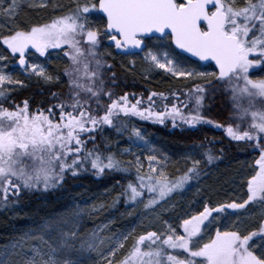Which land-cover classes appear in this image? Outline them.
Segmentation results:
<instances>
[{
  "label": "snow or ice",
  "instance_id": "snow-or-ice-1",
  "mask_svg": "<svg viewBox=\"0 0 264 264\" xmlns=\"http://www.w3.org/2000/svg\"><path fill=\"white\" fill-rule=\"evenodd\" d=\"M39 6H47V0ZM17 7L16 0H0V15L13 18ZM94 13L105 17L99 26L89 21ZM149 33H159L157 39L167 41L146 54L155 67L177 78L213 76L230 92L235 115L247 121V127L241 130V124L232 123L217 126L224 128L232 140L251 144L259 155L246 178L247 199L242 203L233 200L215 208L205 204L194 215L177 217L175 222L165 221L163 231H147L136 236L123 258L115 260L128 240V235L120 233L106 249L109 257L106 264H264V235H261L264 221L258 231L246 234L239 229L222 230L218 222L219 214L226 209H242L257 200L264 203V77L250 75V70L264 72V0H245L242 6L236 0H74L68 12L49 22L16 27L0 34L7 50L18 54V65L26 74L46 83L60 81L62 75L68 84L66 96L53 92L57 102L46 109L38 106L32 110L28 100L14 107L0 103V205L9 203V193L19 200L22 191L54 192L63 187L68 173L76 176L86 164L91 165L97 176L105 169L128 171L111 153L105 157L95 147L85 152L82 139L87 135L94 140L92 133L102 125L127 131L121 114L125 118L138 116L161 124L170 118L173 126L178 120L189 126L206 121L200 112L207 94L203 84L194 85L188 93L195 101V110L187 113L182 111L183 104L177 107L175 103L170 107L164 105L162 111L155 110L152 97L163 98L164 93H150L146 107L141 106L139 98L130 103L128 93L113 98L115 93L109 82L115 84V74L106 79L111 65L97 51L101 40L106 37L115 49L126 50L123 54L135 55L131 50L143 51L146 41L151 39ZM172 45L199 61H214L218 71L199 72L185 67L186 59H180L179 54L172 56L166 50L172 49ZM31 49L40 57H50L49 49L62 52L63 57L58 58L68 61L62 74L54 75L43 64L29 62L26 57ZM5 59L0 54V61ZM6 84L23 85V81L14 79L5 63L0 64V97L6 95L3 87ZM105 97L109 103H103ZM130 137L147 144L142 130L136 127L131 129ZM215 158L207 155L209 163ZM146 159L148 168L141 175L144 165L136 157L137 182L130 181L123 193L127 200L139 202L146 190L151 195L144 202L145 208L157 205L200 175L199 160H193L182 175L170 180L156 155H148ZM77 216L73 212L69 220L56 225V246L49 244L47 252L39 248H34L31 256L18 252L16 255L23 257L22 261L10 262L9 249L5 248L0 251V264H81L80 259L63 258L73 252L71 241L76 233L72 227ZM254 237L261 243L256 244ZM43 239L41 236L40 240ZM11 248L15 250L17 244ZM85 248L93 249L94 244L82 243L80 251Z\"/></svg>",
  "mask_w": 264,
  "mask_h": 264
},
{
  "label": "rangeland",
  "instance_id": "rangeland-1",
  "mask_svg": "<svg viewBox=\"0 0 264 264\" xmlns=\"http://www.w3.org/2000/svg\"><path fill=\"white\" fill-rule=\"evenodd\" d=\"M42 2L43 0H16L18 7L16 9L17 14L15 17L9 18L0 15V34H7L9 29L24 27L17 21L19 12L22 8L34 9L37 11L47 9L46 15L51 17L54 14H50L49 12H68L74 5V0H47V6L40 7L39 5ZM81 2H83V0H81ZM244 2L245 0H236V3L241 6ZM99 18V15L94 13L89 16V21L92 22L94 26H99L102 24H99ZM42 21L41 19H37L35 23H40ZM106 42L107 38L104 37L101 40L99 48ZM158 42L157 46L162 43H167L166 41L160 40ZM1 43L2 40H0V45L2 46ZM157 46H153V49L151 48L150 50L156 51ZM99 48L97 50H99ZM166 50L170 52L172 51V49ZM49 51L52 53L50 57L47 55L45 57L34 55L32 56L30 62L43 64L48 70L49 65L58 60V56L61 54L59 50L49 49ZM147 53L148 51L141 55L134 56V61L133 59L130 60V63L133 65L136 63V70L138 73L147 76L155 74V77H159V75L173 76L165 69L155 67L150 61H148L146 59ZM172 56H174V54H172ZM179 58L184 59L182 56ZM5 63L7 64V71L12 74L14 79H19L24 82L25 80L37 78L34 75L26 74L23 70L17 71L13 74V69L8 65L7 59H5V61H0V64ZM185 67L194 68L199 72H215L212 65L194 64L190 61L185 63ZM62 72L63 71L60 73L62 74ZM250 75H252L253 78L264 77V72H253L250 70ZM65 78L66 77H63L62 79ZM192 80L198 81V84H203L205 87L217 81L213 76ZM205 81H208L209 83H205ZM20 86L22 85L10 86L6 84L3 87L4 90H9ZM191 90H193V88L189 91L182 92V94L177 96L176 100L173 101V103L177 104V107H181V104H183L182 111H191V106L195 103L194 99L188 96V93ZM145 97L146 96L144 95L143 98L146 99ZM136 98L138 97H132L129 101L133 103ZM101 127L103 130H99L100 132L105 130V125H102ZM131 129L124 136V146L118 148L116 147L115 155L116 159L121 161V166L127 167L135 172L136 178L132 182H137V165L135 163L137 156H139L142 164L144 165V168L140 173L141 175L145 174L147 171L148 161L146 157L148 155H156L158 157V159L164 164V171L170 180L177 177V175H182L188 167L192 166V161L194 160L193 150H180L176 153L169 152L157 143L156 137H148L146 132L142 131L145 139L147 140V144H145L143 141L136 140L135 137H130ZM91 140L93 141L91 137H86V141ZM129 149L130 151H127ZM258 155L259 153L256 157H258ZM238 166H240L238 173L236 175L233 174L232 177L230 176V181H228L230 186L228 187L227 192H225V195L222 196V199L218 196V200L215 201L210 200V195H208V193L212 191L207 185H205L204 177L194 178L189 181L183 189L170 194L169 197H166L163 201H159L157 205L152 206L151 208L144 207V202H146L151 195L146 190L143 194V198H138L139 202L130 201L127 200L123 194L128 183L126 185L120 182L115 183L113 187H110L116 191L117 194L115 197L117 199L123 197L122 205L115 213L105 212V199L106 197L108 198V191L106 189L93 190L92 192H89L83 188L82 184L70 183L69 185L62 187L66 191H70L69 193L71 195L69 196L66 205L58 209L56 212L46 215L37 222H31L28 224L19 233L14 234L6 242L1 244L0 251L5 248L9 249L10 255L7 259L10 262L15 260L22 261L23 257L16 255L18 252H25L28 256L32 255L34 248H39L42 251L47 252L49 244L56 246L54 243V239L58 237V229L56 228V225H62L66 220L71 218L73 212H77L78 216L75 218L74 226L72 227V231L76 233L75 239L71 241L73 245V252L71 256L63 258L80 259L81 264H106L107 259H109L106 249L110 248L112 238L120 233H125L128 235V240L125 242L124 249L118 252L114 257L115 260H120L123 258L124 254H126L136 236L147 231H163L165 228V221L175 222L177 217L183 219L189 215H194L196 212L203 210V206L205 204L211 208H215L218 204L226 205L231 203L233 200L237 203H242L243 200L247 199L246 178L251 173L252 161H245L238 164ZM159 167L160 165L158 164L157 168ZM90 171L95 172V170L91 168L90 164H86L85 168L76 176L81 173H89ZM67 175L70 176V173ZM39 193V196H41V194H45L42 192ZM0 196H2V194H0ZM214 199H217V197H214ZM8 204L9 203L0 205V215L5 216L8 220H12L18 213L19 205ZM213 215L217 214L213 213ZM261 221H264V203L257 200L249 202V204L245 205L242 209H226L225 212L219 214L218 222L222 227V230L239 229L243 234H246L247 231H258ZM261 235H264V233ZM41 236L44 238L43 241L40 240ZM93 237H95V239H93ZM21 241L23 242L22 248L20 247ZM85 242L93 243L94 248H85V250L81 252V244ZM254 242L256 244L261 243V241L257 238L254 239ZM14 243L17 244V248L12 250L11 245ZM37 259H39V257H37Z\"/></svg>",
  "mask_w": 264,
  "mask_h": 264
},
{
  "label": "trees",
  "instance_id": "trees-1",
  "mask_svg": "<svg viewBox=\"0 0 264 264\" xmlns=\"http://www.w3.org/2000/svg\"><path fill=\"white\" fill-rule=\"evenodd\" d=\"M46 12L47 9L37 11L34 9L22 8L19 12L17 21L26 27L30 24H34L37 19H41V21L43 20L42 22L46 23L53 19V17L66 13V11L49 12L50 14H54L49 17V15H46ZM103 22L104 19L100 17L99 24ZM97 51L100 53L99 50ZM120 61L125 62V59H121ZM67 62V59L64 61L58 59L49 65L48 71L54 75L61 74L60 72L63 71ZM115 71V84H112L115 94L127 92L129 95L138 96L141 94L142 87L146 86L150 87L155 93H163L165 91L169 93L176 90L177 96H180L182 92L189 91L194 85L198 84V81L186 78L178 79L175 83L173 81L172 83H166L162 77H151L147 80L144 79L142 74L138 73L136 69L127 66L122 67L121 65L120 69H116ZM109 76H111L110 71L106 73V79ZM62 78L61 76L60 81L52 83H46L42 79H31L29 84H27L28 86L25 88L7 93L18 95L23 100H28L32 110H35L38 106L46 109L48 105L57 102L52 97L53 92L59 93L61 97H65L68 93L67 78ZM205 88L207 94L202 102L200 112L205 116L206 121L198 123L194 131L176 129L171 119L168 118L163 125L156 126L155 132H146V134L148 137H156L157 143L169 152L176 153L180 150H193L194 160L200 161V164L197 166L200 169V175L196 178L204 177L205 185L212 191L208 193V195H210V200L215 201L218 200V196L222 199V196L227 192L230 186L228 184L230 176L232 177L233 174L236 175L240 168L238 164L245 161H252L253 163L258 151L254 152L251 144L232 140L227 136L224 128L217 126L232 123L234 126L236 124H241V130L247 127L248 122L241 121L235 115L230 92L217 81ZM143 96L144 95L141 97L143 98ZM108 102L106 97L103 98V103L106 104ZM193 105L191 106V111L195 110ZM93 107L95 108V106ZM184 112L187 113L186 111ZM209 120L215 121L216 123H207ZM137 122L143 123L139 118ZM127 133L128 132H118L116 128H111L102 132L97 130L92 134L94 135V140L87 141L85 152L95 147L103 156L106 157L111 153L116 158V147L124 146V136ZM208 154H212L216 157L211 163L208 162ZM105 162L107 161L105 160ZM121 167L123 168V166ZM135 178V172L130 169H128V171L105 169L99 176H97L94 171L81 173L78 176H72L70 173V176L66 175L63 187L70 183L82 184L83 188L92 192L93 190L105 189L106 184L114 186L115 183L120 182L126 185ZM69 192L70 191H66L63 188H58L54 192L41 194V196H39L40 193L38 191L23 192L19 195V200H16V198L9 199L8 205L18 204L19 209L12 220H8L5 216L0 215V245L14 234L19 233L31 222H37L46 215L56 212L66 205L69 196H71ZM214 197H217V199H214ZM105 200V212L115 213L120 209L123 197L117 201L109 200L107 197ZM254 239H256V237H254L253 240Z\"/></svg>",
  "mask_w": 264,
  "mask_h": 264
},
{
  "label": "flooded vegetation",
  "instance_id": "flooded-vegetation-1",
  "mask_svg": "<svg viewBox=\"0 0 264 264\" xmlns=\"http://www.w3.org/2000/svg\"><path fill=\"white\" fill-rule=\"evenodd\" d=\"M158 41H159V39H157V37H151V39H148L146 41L147 47H145L143 51L140 50L139 52L135 53V55H125V54H122L120 52H117L115 47H114V45L109 40H107V42L100 47L101 49L99 48V51H100V53H104L105 54L107 61L110 63L111 67H110L109 71H110V74L112 75L113 73L116 72L115 71L116 69L117 70L120 69V65L122 67L127 66L129 68L136 69V63L133 65L132 63H130V60L133 59V57L136 56V55H141V54L149 51L151 48L153 49V46H155V45L157 46V44L159 43ZM1 44H2L3 48L1 46L0 54L4 55L6 57V59L8 61V65L13 69V74L15 72H17V71L23 70V69H19L18 64H17L18 63V59H19L18 54H12L10 52V50H7V46L3 45V42ZM108 53H110V55H108ZM171 53L174 54V56L177 55L175 53V50L171 51ZM34 55H39V54L35 53L34 49H31L30 52H29V55L26 57V59H28L29 62H30V60L32 59V56H34ZM61 56L63 57V53L62 52H61L59 57H61ZM58 59L64 61L66 58H58ZM121 59H125V62H121L120 61ZM133 61H134V59H133ZM118 74H119V72H118ZM151 77L154 78L155 74L151 75V76H147L146 75L145 79L148 80ZM162 78L166 81V83H172V81L175 83L178 79H180V78H177V77H174V76H171V75L170 76L166 75V76H163ZM29 82H30V80H25L23 82L22 86L14 87V88L9 89V90H5L6 95L4 97H0V103H3L5 107H10V106L14 107L15 104L22 103L24 100L22 98H20V96L14 95V94H8L7 92L14 91V90L16 91L17 89L25 88L26 86H28L27 84H29ZM109 83H110V86L112 87L111 82H109ZM170 85H172V84H170ZM113 91H114V88H113ZM125 93L126 92H124L122 94H115V96L113 98H115L116 96H121V95H123ZM140 93L141 94L138 95V96L137 95H129L128 98H129V100H131L130 98H132V97H138L140 100L143 99L144 101L141 100L142 101V105L141 106L146 107L147 104H148L149 93H155V92H153V90H151L150 87L143 86ZM163 93L165 94L163 98H161L159 95H156V96L152 97V99L154 101L155 110L162 111L164 105H168L170 107L173 104V101L176 100V98H177L176 90H173L172 92H169V93L168 92L166 93V91H165ZM174 93H175V95H173ZM142 95H145L146 99L142 98L141 97ZM135 102H136V100L133 101V103H135ZM93 106H95V103H93ZM97 114H102V112L97 113ZM138 118L140 120H142L143 123H138L137 122ZM120 119L123 122V124L126 126L127 131L121 130V131H118V132H129V130L131 128H133V127L141 129L143 132H155L156 131L155 128H156L157 125H163V124H161L159 122H153L152 120L142 119V118H140L138 116H130V117L125 118L123 116V114H121ZM166 121L167 120H165V122ZM111 128H116V127L105 125V130H108V129H111ZM174 128L179 129V130H183V131H194L196 129V125L195 126H189L187 124H184L182 121L178 120L177 123H176V126H174ZM97 130H103V128L100 126V128H98ZM116 130H117V128H116ZM95 132H93L92 134H94ZM86 137H87V135H83L82 136V138L85 140V144L87 143ZM20 194H22V192ZM12 198L14 199L15 197H13L11 193H9V199H12Z\"/></svg>",
  "mask_w": 264,
  "mask_h": 264
},
{
  "label": "water",
  "instance_id": "water-1",
  "mask_svg": "<svg viewBox=\"0 0 264 264\" xmlns=\"http://www.w3.org/2000/svg\"><path fill=\"white\" fill-rule=\"evenodd\" d=\"M98 14H100L101 16H103L102 13H98ZM103 17H104V16H103ZM104 19H105V17H104ZM160 35H161V34H159V33H155V34H153V33H149V34H148L149 37H150V36H156V37H159ZM111 43H112V42H111ZM172 47H173L176 51H178L180 54L187 56L189 59H191V60H193V61L200 62L201 64H212L213 67H214V69H215L216 71H218V69H217L216 66H215V62H214V61H199V58H197V57H192L190 53H186V52H184L183 50L176 48L175 45H172ZM116 51H118V52H120V53H123V52L126 51V50H117V49H116ZM131 51H132V52H139L140 50H139V49H133V50H131ZM17 64H18V63H17ZM18 67H19L20 69H22L19 65H18Z\"/></svg>",
  "mask_w": 264,
  "mask_h": 264
},
{
  "label": "bare ground",
  "instance_id": "bare-ground-1",
  "mask_svg": "<svg viewBox=\"0 0 264 264\" xmlns=\"http://www.w3.org/2000/svg\"><path fill=\"white\" fill-rule=\"evenodd\" d=\"M143 78L145 79L146 75H142ZM164 75H159V77H163ZM33 79H37V78H32ZM31 80V79H30ZM127 93V92H126ZM178 169V168H177ZM96 181V180H95ZM112 185L111 184H106L105 185V189L108 191V199L109 200H115L117 201L118 199L115 197V195L117 194L116 191L113 188H110ZM113 187V186H112Z\"/></svg>",
  "mask_w": 264,
  "mask_h": 264
}]
</instances>
